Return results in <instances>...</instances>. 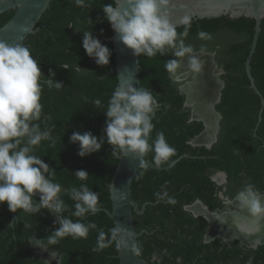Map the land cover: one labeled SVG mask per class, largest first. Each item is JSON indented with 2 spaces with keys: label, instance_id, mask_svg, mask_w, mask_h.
<instances>
[{
  "label": "trees",
  "instance_id": "trees-1",
  "mask_svg": "<svg viewBox=\"0 0 264 264\" xmlns=\"http://www.w3.org/2000/svg\"><path fill=\"white\" fill-rule=\"evenodd\" d=\"M86 2L89 6L80 8L70 0H51L35 32L25 40V45L40 63L43 79H48L51 68L56 73L55 79L64 85L59 90L47 85L43 87V111L38 123L41 129L45 125H55L52 131L55 142L42 141L33 154L55 168L54 180L65 189L61 198L69 206L65 216L74 221L79 219L71 216L75 202L70 199L67 189L86 183L100 193V210L95 215H87L84 222L94 221L98 229L105 231L106 239H110V229L115 223L106 209H112L109 185L119 160L106 141L101 150L84 157L77 154L78 143H69L74 131H91L97 137L103 135L104 111L119 85L114 46L108 41L113 29L102 9L113 0ZM14 13L15 9L1 13L0 27ZM70 24L72 27H68ZM255 24V19L246 17L192 20L186 43H191L197 51L203 44L207 52H214L222 71L221 78L225 81L216 106L222 116L220 129L211 148L191 144L203 132L204 124L191 120V107L185 105L186 95L180 90L182 82L173 80L165 69L166 61L173 58L171 54L139 57L141 83L153 91L160 104L153 117L152 139L158 131L165 133L168 142L176 148L172 162L188 155L168 169L142 167L136 176L143 175L133 180L132 197L140 209L145 207L142 214L134 212L137 231L145 230L138 238V251L140 257L154 264H264V245L251 249L242 246L239 240L228 242L221 238L206 242V219L185 209L197 200L211 210L223 207L217 193L220 187L212 179L216 172L227 174L228 191L241 189L247 183L264 191V105L261 96L251 87L246 71ZM84 31H92L109 47L112 55L108 65H97L94 58L86 54L82 46ZM177 31H183V27ZM200 31L210 34L212 39H199L197 33ZM63 64H67L68 69L60 67ZM78 64L82 67L80 72L75 71ZM251 73L264 97V19L251 59ZM95 99L101 101L99 109L91 103ZM44 116L52 119L45 121ZM153 155L148 153L146 159L153 162ZM78 169L88 171L86 181L75 177L74 172ZM166 181L169 194L176 199L174 205L154 196ZM36 200H39L38 195ZM54 219L47 209L35 214L23 210L11 212L6 202L0 204V264H48L40 254L43 249L60 255V264L119 263L120 247L116 241L97 250L98 230H90L86 239L68 236L57 244L48 245V235L58 227L53 224ZM14 221V226L10 227ZM38 243L44 248L36 246Z\"/></svg>",
  "mask_w": 264,
  "mask_h": 264
},
{
  "label": "clouds",
  "instance_id": "clouds-1",
  "mask_svg": "<svg viewBox=\"0 0 264 264\" xmlns=\"http://www.w3.org/2000/svg\"><path fill=\"white\" fill-rule=\"evenodd\" d=\"M70 3L80 8L89 6L86 0H70ZM124 3L126 7H122ZM170 3L171 0H113L112 3L104 4L102 9L112 29L119 35L121 42L132 50L134 56L152 58L157 54H171L173 58L166 61L165 69L173 80H178L181 61L185 58L187 69L191 73H202L205 62L201 57L206 54L207 48L202 44L198 53L191 43H186L192 17L185 14L176 20L171 19L168 8ZM181 26L183 31L178 32L177 29ZM197 36L201 40L212 39L204 31L198 32ZM82 46L97 65L109 64L111 50L92 31L83 32ZM60 67L68 69L67 64ZM81 69L78 64L75 71L80 72ZM48 72V79L44 80L40 63L28 46L0 39V204L6 202L11 212L23 210L35 214L40 213L41 209H47L55 217L53 224L58 225L48 235V245L57 244L68 236L86 239L90 230H98L97 250L108 247L113 241L120 247L118 234L121 233L122 226L110 229L111 238L106 239L107 234L102 228L98 229L94 221L84 222L87 215H95L100 210V193L90 189L86 183L67 189L70 199L75 202V211L71 212V216L79 219L74 221L65 216L69 206L61 198L65 189L54 180L55 168L41 156L33 154L42 141L55 142L52 136L55 125H45L41 129L38 123L42 118L41 96L44 85L57 90L64 87L62 82L55 79L53 69L49 68ZM91 103L97 109L101 105L99 99ZM159 108L160 104L152 90L137 88L133 80H125L114 89L108 100L104 111L106 121L103 135L97 137L91 131H74L69 137V143H78L77 154L81 157L101 150L106 141L112 146L113 155H131L139 159L141 166L146 167L143 157L150 152L154 153L152 160L157 167L168 164L176 155L175 146L168 142L163 131H158L154 140L151 136L155 128L153 117ZM43 119L48 121L52 118L44 116ZM74 175L81 181H86L89 177L88 171L84 169L76 170ZM142 175L143 173L135 175V178L139 179ZM167 183L166 181L161 185V190L155 192L154 196L157 200H165L174 205L176 199L169 194ZM234 202L240 210L246 211L253 218L254 223L264 219V192L254 184H245L235 194ZM212 217L221 224L227 223L217 213H213ZM14 223L15 221L9 226H14ZM36 246L44 248L39 243Z\"/></svg>",
  "mask_w": 264,
  "mask_h": 264
},
{
  "label": "water",
  "instance_id": "water-1",
  "mask_svg": "<svg viewBox=\"0 0 264 264\" xmlns=\"http://www.w3.org/2000/svg\"><path fill=\"white\" fill-rule=\"evenodd\" d=\"M51 0H0V14L6 11L15 9L14 15L2 27H0V39L8 43L20 42L25 45V40L28 35L35 32V28L43 13L46 11ZM126 3L122 7H126ZM170 18L173 20L188 14L192 20L204 18H217L221 16H228L231 19H238L246 17L255 19V33L251 50L246 60V71L251 80V87L261 96V103L264 105V97L258 87L256 86L255 79L251 73V59L256 50L259 34L261 31V21L264 19V0H171L168 6ZM114 46L116 72L119 84L125 80H133L134 86L141 88L140 79V63L139 57L132 54V50L127 48L120 40L119 35L113 30L112 36L108 39ZM199 53V51H198ZM206 66L203 68L206 71L192 76V80L187 81L180 85V90L186 95L185 105L191 107V120L202 121L204 124L203 132L196 136L191 144L194 146H206L211 148L217 140V133L220 128L221 114L216 111L215 105L220 102L221 89L224 82L218 79V75L214 70L218 66L214 59V54L206 52L204 54ZM203 55V56H204ZM208 61V62H206ZM181 69H187L186 58L181 61ZM189 72L183 73L179 76L178 81L188 80ZM205 83V85H204ZM212 117L213 119H210ZM261 119V117H260ZM212 132V138L208 142H202L200 138L207 132ZM188 156L183 155L167 166L157 167L151 160L143 157V164L146 167L155 169H168L173 166L181 158ZM117 157V156H116ZM119 162L115 169L112 181L109 185L111 194L112 209H106L107 214L114 220L115 226H122V231L119 233L120 253L118 264H154L139 255L138 251V238L142 236L145 230L137 231L134 222V212L142 214L145 207L139 208L137 201L132 197V184L138 170L144 166L139 164L138 158H133L131 155L128 157H117ZM200 206L206 211L195 212L191 207L195 204ZM186 210L190 211L194 216L207 217L209 223L208 232L205 235V241L210 242L216 238L222 240H240L242 243L249 246L256 247L259 244H264V239L249 237L242 232L241 228L231 226L228 222L232 219H239L241 214L240 209L228 206L225 209L211 211L200 200H197L192 205H187ZM217 213L221 219H226L227 224L231 227L219 228L222 232H215L212 214ZM14 219L17 217L13 215ZM217 223V224H218ZM237 231L231 232L230 229ZM231 232V235L227 233ZM248 240H247V239ZM41 256L48 262V264H60V255L55 254L47 249L40 252ZM49 255L52 260L49 259Z\"/></svg>",
  "mask_w": 264,
  "mask_h": 264
},
{
  "label": "flooded vegetation",
  "instance_id": "flooded-vegetation-1",
  "mask_svg": "<svg viewBox=\"0 0 264 264\" xmlns=\"http://www.w3.org/2000/svg\"><path fill=\"white\" fill-rule=\"evenodd\" d=\"M197 52H198V51H197ZM208 53L214 54V59H215V53H214V52H208ZM215 61H216V60H215ZM217 65H218V63H217ZM186 72H189V74H188V76H187L188 80H186V81H182V84L185 83V82H187V81L192 80V76L194 75V74L191 73L188 69H182L180 75H182L183 73H186ZM214 72H215V74L218 75V79L224 82V86H225V81L221 78L222 71L219 69V65L215 68ZM180 75H179V76H180ZM180 82H181V81H180ZM224 86H223V88H224ZM223 88H222V89H223ZM222 89H221V91H222ZM218 103H219V102H218ZM218 103H216V105H215V109H216L217 112H219V111L217 110V108H216V106H217ZM219 113H220V112H219ZM220 121H221V119H220ZM220 121H219V123H220ZM219 129H220V128H219ZM218 132H219V131H218ZM217 135H218V133H217ZM212 179H213V181L218 185V187H220V190H218L217 193H218V197L222 200L223 207L220 208V209L211 210V209H210L209 207H207L202 201H201V202H202V203H203V204H204L209 210H211V211L222 210V209L227 208L228 206H231V207L237 208L236 203L234 202V197H235V194H236L238 191H240L242 188H241V189H238V190H234V191H228V178H227V174L224 173V172H216L215 174H213ZM261 192H264V191L261 190ZM229 201H233V202H232V203H229ZM195 202H196V201H195ZM195 202H194V203H195ZM194 203H192V204H194ZM192 204H190V205H192ZM196 208H200L201 210H203V213H206L205 210H204L199 204H196V205H194V206L192 207V209H193L195 212H196ZM193 215H194V214H193ZM197 217H198V216H197ZM201 217H202V216H201ZM203 218H204V217H203ZM206 221H207V220H206ZM207 223H208V221H207ZM217 225H220V224L218 223ZM208 226H209V223H208ZM208 229H209V228H208ZM260 238H264V237H260ZM204 240H205V239H204ZM236 240H237V239H236ZM224 241L233 242V241H235V240H232V241L224 240ZM239 242H240V244H241L242 246H245L246 248H251V249H257L260 245H264V244H259L258 246L253 247V246H249V245H247V244L242 243L240 240H239ZM40 252H42V251H40ZM46 257H47V255H46ZM253 257H254V256H253ZM248 264H251V262H249Z\"/></svg>",
  "mask_w": 264,
  "mask_h": 264
},
{
  "label": "bare ground",
  "instance_id": "bare-ground-1",
  "mask_svg": "<svg viewBox=\"0 0 264 264\" xmlns=\"http://www.w3.org/2000/svg\"><path fill=\"white\" fill-rule=\"evenodd\" d=\"M207 57V56H206ZM204 56H202L201 58L203 60H206L207 58ZM206 58V59H205ZM205 62V61H204ZM208 62V61H206ZM206 66V64L204 63V67ZM206 71V69L203 70V72ZM205 85V83H204ZM210 119H213L212 117H209ZM212 138V132L209 131L207 133H205L200 140L202 142H208L210 141ZM199 204V203H198ZM196 205V204H195ZM200 205V204H199ZM193 207V206H192ZM191 207V208H192ZM196 212H203V210H201L200 208H196ZM206 212V211H205ZM241 214L239 216V219H232L231 221H229L228 223L231 226H236L238 228L244 229L242 230V232L245 233V237L246 234L249 237H253V238H259V239H264V238H260V237H264V219H261L259 222L254 223L253 222V218H251L246 211L244 210H240ZM206 214V213H205ZM213 220V224H215V228L214 231L212 232V234H214L215 232H222L219 228L221 227L220 225H217V223L219 222L215 217L212 218ZM229 224L224 223L222 224L223 227H231ZM231 232H235L237 231L233 229H230ZM227 231L228 234L231 235V232ZM247 239V238H246ZM248 240V239H247ZM49 257L50 260H52V257L47 255ZM53 261V260H52Z\"/></svg>",
  "mask_w": 264,
  "mask_h": 264
}]
</instances>
